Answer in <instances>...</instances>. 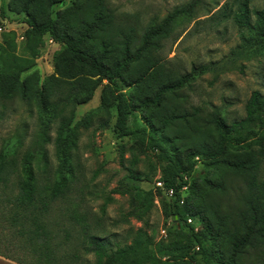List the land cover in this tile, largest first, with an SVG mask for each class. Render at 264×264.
<instances>
[{"label":"trees","instance_id":"trees-1","mask_svg":"<svg viewBox=\"0 0 264 264\" xmlns=\"http://www.w3.org/2000/svg\"><path fill=\"white\" fill-rule=\"evenodd\" d=\"M251 1L233 0L218 12L220 21L233 19L242 29L234 56L246 60L264 57V8L253 10V22ZM64 2L4 0L0 5L2 20H11L12 11L28 26L20 47L14 37L0 44V109L20 101L36 108L39 124L34 149L20 161L0 153V242L23 257L0 255L19 264H81L82 256L66 251L69 231L77 226L85 233V251L94 255V264H185L196 254L204 264H264V94L253 91L245 117L229 124L214 105H189L184 91L212 71L213 64L193 65L182 73L161 55L162 39L180 19L194 17L195 3L176 7L157 27L140 30L138 18L118 13L108 0H77L66 8ZM46 35L60 50L54 72L41 84L34 67ZM100 86L101 108L115 107L116 134L137 138L142 152L158 151L166 162L156 188L168 195L172 191L167 215L179 228V236L167 243L155 242L154 234L139 228L130 244L114 248L109 240L89 233L92 225L78 208L54 214L74 192L68 181L73 177L67 166L69 151L77 145L80 127H89L88 120L74 123L71 109L90 102ZM57 119L61 169L53 178L44 146L52 141ZM106 126L107 121L101 125ZM199 162L207 166V186L200 191L196 211L184 191L191 179L202 176L196 174ZM137 163L135 156L131 164ZM128 176L142 180L131 168ZM114 192L129 197L126 220L143 221L154 207L153 189L132 183ZM194 218L202 227L192 223Z\"/></svg>","mask_w":264,"mask_h":264},{"label":"rangeland","instance_id":"rangeland-1","mask_svg":"<svg viewBox=\"0 0 264 264\" xmlns=\"http://www.w3.org/2000/svg\"><path fill=\"white\" fill-rule=\"evenodd\" d=\"M3 1L0 0V5ZM76 1L65 0L64 8ZM108 2L118 13H127L138 18L140 30H144L150 24L157 27L176 7L195 3L194 17L180 19L162 39L161 50L162 57L172 66L179 67L182 73H189L193 65L213 64L212 71L197 78L184 89L189 105L206 109L214 105L221 110L223 118L230 124L245 117V105L253 91L259 90L264 94V57L246 60L239 55L234 56V52L241 45L242 29L233 19L220 21L221 14L218 12L222 11L224 5H232L233 0H108ZM249 7L252 20L255 22L253 10L263 9L264 0H252ZM236 8L237 6H233L234 11ZM8 15L11 20L0 18V44L14 37L20 47L25 43L28 26L17 21L19 16L16 13L8 11ZM44 40L45 44L34 67L40 75L41 84L54 72V56L60 50V45L49 35H46ZM19 52L23 54L21 49ZM102 93L103 86H100L90 102L71 109L74 112L73 122L88 120L89 127L86 129L80 127L77 145L69 151L67 166L73 177L69 176L68 181L71 182L74 192L65 203L56 207L54 214H58V210H64L65 207L78 208V212L83 213L92 225V231L89 233L109 240L114 248L130 244L134 232L139 228L154 234L155 242L162 240L167 243L179 236L177 233L179 228L173 218L167 215L170 195L156 188L164 177L166 162L158 151L142 152L137 138L119 137L116 134L115 107L101 108ZM136 115L140 124H144L143 116L139 113ZM105 121L108 122V126L103 128L101 125ZM58 126L59 119L52 124L51 143L44 146L53 178L61 169L55 145ZM38 130L36 108L32 110L17 101L6 109H0V153L6 151L20 161L28 151L34 149L33 141ZM135 156L138 157V163L132 166V159ZM204 167L207 166L202 162L198 163L196 174L202 176L191 179L184 191L186 199L196 211L200 205V191L207 186L203 177ZM130 168L140 173L142 180L131 179L128 176ZM261 177L264 178V163ZM132 183L139 184L146 190L155 191L154 207L143 221H138L134 217L126 220L130 211L129 197L114 192L119 186L125 187ZM191 220L198 228L202 227L203 224L198 223V218ZM76 227L69 231L71 239L66 243V251L82 256L79 259L81 264H94V255L85 251V233L77 231ZM0 251L17 259L23 257L22 253L8 250L1 242ZM185 264L204 263L202 256L196 254L194 260Z\"/></svg>","mask_w":264,"mask_h":264},{"label":"crops","instance_id":"crops-1","mask_svg":"<svg viewBox=\"0 0 264 264\" xmlns=\"http://www.w3.org/2000/svg\"><path fill=\"white\" fill-rule=\"evenodd\" d=\"M0 264H16V263L0 255Z\"/></svg>","mask_w":264,"mask_h":264},{"label":"built area","instance_id":"built-area-1","mask_svg":"<svg viewBox=\"0 0 264 264\" xmlns=\"http://www.w3.org/2000/svg\"><path fill=\"white\" fill-rule=\"evenodd\" d=\"M159 185H161V183H159ZM169 193H170V195H172V191H170ZM189 221H191V220H189Z\"/></svg>","mask_w":264,"mask_h":264}]
</instances>
